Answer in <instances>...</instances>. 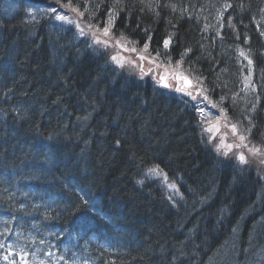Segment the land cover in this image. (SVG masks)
<instances>
[{
  "label": "trees",
  "instance_id": "16d2710c",
  "mask_svg": "<svg viewBox=\"0 0 264 264\" xmlns=\"http://www.w3.org/2000/svg\"><path fill=\"white\" fill-rule=\"evenodd\" d=\"M14 1L0 0V103L6 102L0 117L8 114L15 120L14 127L0 131V264H22L21 256L27 264H252L246 258L239 261V246L260 262L255 264H264V182L253 170L217 159L205 145L197 114L184 104H169L167 93L151 83L146 82L147 92L139 83L138 90L132 91L133 83L107 57L97 55L100 47L90 40L74 38V33L51 20L23 24L19 18L28 10L45 12L37 7L39 0L16 1L20 9ZM229 1L228 8L220 0H120L115 8V0H73V4L87 5L79 8L85 13L80 19L88 24L90 16L95 24L114 11L123 19L122 32L140 48L152 37V55L156 48L162 49L163 37L171 36L169 53L176 56L190 48L186 74L202 78L210 99L225 109L230 124L264 140V0ZM232 6L248 20L239 18ZM38 30L43 38L37 36ZM178 42L185 45L173 46ZM240 47L251 65L243 56L233 55L231 50ZM87 58L92 71L85 66ZM117 83L124 84L125 90L117 89ZM144 94L149 102L142 110L139 98ZM99 115L104 121H98ZM105 122L117 128L115 149L114 142L101 143L103 137H111L103 128ZM20 124L24 125L18 128ZM35 135L44 141L33 151ZM54 139L58 143H52L51 149ZM60 147L79 158L75 164L80 170L63 171L60 177L35 176L32 171L39 162L49 166L57 159V149L68 154ZM90 151L91 160H82ZM147 151L152 157L144 156ZM188 161L191 172L181 170ZM130 163L139 167L131 181ZM84 164L92 168L95 186L79 179ZM152 168L158 169L157 174L149 172ZM192 173L199 175L197 181L190 177ZM151 182L152 186L140 188L141 183ZM167 183L176 186L183 207L163 195L168 193ZM245 188L252 191V201L245 200ZM103 190L110 197H103ZM89 193L96 197L92 204ZM152 199L162 202L171 220L162 223L157 213L148 215ZM102 201L113 204L112 221ZM72 206L83 217L88 210L82 225L68 220L67 208ZM126 216L130 221L120 237L130 253L125 247L116 250L117 243L111 239L115 236L103 233V228L110 230L113 221ZM177 233L183 240L170 241ZM6 255L8 260L3 258Z\"/></svg>",
  "mask_w": 264,
  "mask_h": 264
},
{
  "label": "bare ground",
  "instance_id": "6f19581e",
  "mask_svg": "<svg viewBox=\"0 0 264 264\" xmlns=\"http://www.w3.org/2000/svg\"><path fill=\"white\" fill-rule=\"evenodd\" d=\"M16 1H19L20 3H21V0H16ZM16 1H14L13 3H14V5L18 8V9H20V6H18V5H16L15 4V2ZM225 6L226 5H228V4H231V2L229 1V0H220ZM52 2L56 5V9H57V12L56 13H53V14H55V15H57V14H61V15H66L67 13H68V10L67 9H63V8H61L60 7V5L59 4H57L56 3V0H52ZM61 2L62 3H67V0H61ZM37 7L39 8V9H41V10H45V9H48L49 7H50V4L48 3V2H46V1H43V0H39V2L37 3ZM78 7H82L83 9H84V6H78ZM233 7V6H232ZM233 10L235 11V13L239 16V18H241V19H244V20H248V18L246 17V15H245V13L243 12V11H241V10H239V9H234V7H233ZM113 13V12H112ZM112 13H110V14H108L107 16H105V17H101L102 19L100 20V22H102V21H105L107 18H108V16L109 15H112ZM115 15H116V13H115ZM19 20H21V22L23 23V24H27L28 23V21H32V22H37L38 20H39V14L37 13V11H33V10H28L26 13H25V16L23 17V18H19ZM83 20V19H82ZM81 20V24L80 25H82V26H85V27H87V24H88V22L86 23L85 22V20H83L82 21ZM118 20V21H117ZM116 21H117V23H116ZM123 21V19H121V18H119V15H116V19H115V27H114V32H115V34H116V36L118 37L119 35H120V33L122 32V26H121V22ZM206 23V22H205ZM42 26H45L46 27V29L47 30H49V29H51V26L50 25H47V24H45V25H42ZM101 26H103V24L101 23L100 24V27ZM135 27V26H134ZM134 27H132V26H130V30H135L134 29ZM186 27L187 28H189L190 26H189V24L188 23H186ZM63 29H65V30H67L66 32L68 33H74L75 34V36H73L74 38H78V34L76 33V31H75V29H73L72 27H63ZM77 29V28H76ZM147 30H149V32L151 31L150 30V28H147ZM203 32L204 33H209V32H207V27H204L203 28ZM253 32L255 33V35H256V33H257V28L256 27H254V30H253ZM143 33H144V31H143ZM37 36H39L40 38H43L45 35H44V33L43 32H41V30H38L37 31ZM155 35L157 36V37H160V35H161V33L160 32H156L155 33ZM164 38H166V37H163V38H161V40H162V42H163V39ZM189 38V37H188ZM224 38V37H223ZM129 40H131V41H135L134 40V38L132 37V38H128ZM162 42L160 43V46H162ZM185 44H182V43H179L178 42V44H174L173 46H175L176 48H179V47H182V46H184ZM132 45H129V47H131ZM172 46V45H171ZM136 47L138 48V49H141L140 48V46L137 44L136 45ZM171 48V47H170ZM94 49V48H93ZM89 50H91V48H89ZM170 50V49H169ZM168 50V51H169ZM96 52H97V55H101L102 57H106L105 55H107V56H109L110 55V53L109 52H106V50L104 49V50H95ZM232 51V53H233V55H235V58L237 59V58H239V56H241L240 55V52L241 51H243V48L242 47H240V48H233V50H231ZM169 57H171V58H173V59H175V61H177V60H180L181 59V55H175V52H170L169 53ZM198 59L199 58H197L196 56H194L193 57V60L195 61L196 60V62L198 61ZM185 60H186V56H184V62H185ZM184 62H183V64H182V68L184 69V70H187L186 69V67H185V65H184ZM91 63V59L90 58H87L86 60H85V66L88 68V69H90L91 71H92V68L91 67H89L90 64ZM89 65V66H88ZM173 65H175V62H173ZM244 65L243 64H240V66L239 67H243ZM120 73H122L123 74V76H125L127 79H129V81L131 82V83H133V84H131V87H132V91H137L138 89H137V83H139L141 86H142V88H143V90L145 91V92H147V90L145 89V87H146V81H147V79H145V80H137V79H134L133 78V76L131 75V74H124L123 72H120ZM262 76H263V78H264V73L262 74ZM70 82L72 83V78L70 79ZM124 85V84H123ZM123 85H122V83L120 84V83H117V86H116V88L117 89H120L121 88V90H125L124 89V87H123ZM203 87H205V84H203ZM112 90V89H111ZM16 95H18V93L16 94ZM145 95H148V94H144V95H142V96H140V98H139V106H140V109H144L145 110V108H146V106H147V103L146 102H149V100H147V98H146V96ZM108 96L109 97H112V96H114L113 95V93H110V94H108ZM168 99V103L169 104H171L172 105V102L174 103V104H184V105H186V106H188L192 111H193V113H195V114H197L195 111H194V109L191 107V101L188 103V104H185L184 103V101L186 100V99H188L187 97H183L182 96V94H180V93H176L175 91H173V92H170V93H168L167 94V96H166ZM39 101V100H38ZM43 102V101H42ZM40 103L41 105H44V103ZM156 102H157V100H156ZM34 104H36V102H33ZM6 105V102L5 101H2L1 103H0V110H1V107L2 106H5ZM107 107V106H106ZM103 111H105V109L104 110H102V112H101V114L103 113ZM128 112H129V114L128 115H130L132 112L131 111H129L128 110ZM155 114L156 115H158V116H162V114H161V112H159V111H155ZM198 115V114H197ZM130 117H132V116H130ZM98 121H104V120H102V119H100L101 118V115H99L98 117ZM15 120L13 119V118H11V116L10 115H8V114H3V115H1V117H0V131H1V129H3V127H14V124H15V122H14ZM97 121V120H96ZM24 124H20L19 126H18V128L19 127H22ZM103 128L106 130V132H107V134H110L111 135V137L110 138H108V137H103L102 139L103 140H101V143L102 142H106L107 144L109 143V144H112L113 142H114V149H115V147H117V146H119V144H117V142L115 141L116 139H114V137L115 136H117L116 135V133H115V131H116V129L117 128H115L113 125H111L110 124V126L105 122V124L103 125ZM6 135H7V133H5ZM40 134V133H39ZM125 135V134H124ZM126 136V135H125ZM125 136H122L121 138H124V140H126V138H125ZM66 140V139H65ZM44 140L40 137V136H38V135H35V137H34V141L32 142V150L33 151H35L36 150V148L39 146V147H41L43 144H41L42 142H43ZM66 142H68V144L71 146V147H73L72 146V143L69 141V140H66ZM57 144L58 143V140L57 139H54V140H52L51 141V149H53V144ZM93 145H95V143H93ZM109 146V145H108ZM48 148H49V146H48ZM58 148H59V146H58ZM60 148H62V147H60ZM78 150H79V147H76ZM62 149H64V150H67V149H65V148H62ZM93 149V148H92ZM91 149V150H92ZM68 150H69V148H68ZM67 150V151H68ZM190 152H191V155H192V153H193V150H192V148L190 149ZM92 151H90V152H88V153H86V154H82L83 156H82V160H86L87 162L88 161H90L91 160V158L90 157H92ZM56 156H57V159L56 160H53V161H51L52 163H54L53 165H52V163H50V165L48 166L47 164H45V163H43V161H41V162H39L41 159H38V162H39V165H38V168H37V170H35L34 169V165H35V163H33V164H31L30 165V168L31 169H34L32 172L34 173V175L35 176H39V177H41V176H46L47 177V175L49 174V173H51V174H53V175H56V176H59V175H61V176H63L64 175V173H63V171H68V170H76V167H78L79 168V166L77 165V164H75L76 162H78V159L79 158H77V157H74L73 156V153L71 152V150H69L68 151V154L65 152V151H60V149L58 150L57 149V152H56ZM146 158H150V157H152V154H151V152H146L145 153V155H144ZM156 160H157V158H155ZM35 160V159H34ZM37 162V163H38ZM2 163H0V165H1ZM36 167H37V165H36ZM84 168H82L83 169V171L84 172H82L81 171V176H80V178L79 179H84V178H86L87 179V181H88V183L89 184H91V186H95L93 183H92V178H91V174L93 175V171H92V168L91 167H89V169H88V167H87V164H84V166H83ZM138 166H137V164H135V165H132L131 163H130V165H129V170L131 171L130 172V174H129V181H131V180H133L134 178H136V176H137V174H138ZM180 168V167H179ZM79 170H80V168H79ZM181 170H184V171H188V172H191L193 169H192V164H191V161L189 162H186L185 164H183V165H181ZM91 173V174H90ZM145 174V171H142V175H144ZM146 177L147 176H149V180H151V175L146 171ZM198 174H196V173H192V175H190V177L192 178V180L193 181H197L198 180ZM17 178H19V176L17 175L16 176ZM60 177V176H59ZM4 183V184H3ZM2 183V186H3V188H4V190H6L7 189V187H8V185L5 183V182H3ZM153 184H152V182H151V184H148V183H145V184H142L141 183V186H140V188H144V187H148V186H152ZM198 185V183H195L194 184V186H197ZM143 186V187H142ZM246 187H248V186H246ZM103 197L104 196H108V197H110L109 196V193H107V190H103V192L101 191V193H100ZM243 196H244V198H245V200L247 199V200H249V201H252L253 200V198H252V191L250 190V189H248V188H245L244 190H243ZM60 195H62V196H64L63 195V193H60ZM89 195H90V197H91V193H89ZM143 195H145L144 193H143ZM187 195H189V197L191 196L190 194H187ZM101 196V197H102ZM107 199V198H106ZM95 200H96V197H91L90 198V204H92V203H94L95 202ZM243 200L244 199H242L241 201H240V204L239 205H242V202H243ZM264 200V199H263ZM104 202L102 201V206H103V210L105 211V213H106V215L107 216H109L110 218H111V221H112V219H113V215H115V209H114V207H113V204H110V202L109 201H105V203L103 204ZM72 208V209H71ZM71 208H67L68 210V220L69 221H71V222H76V223H78V224H83L84 222H85V220H84V218H87V214L89 213L88 212V210H85V215H84V217H83V215H82V212H81V210L80 209H78L77 207H74V206H72ZM146 211H147V213H148V215L151 217L152 215H154V213H157L159 216H157V220L159 221V222H164V220H171V218H172V214L168 211V210H166V208H165V206L162 204V202L161 201H159V200H153L152 199V202H150V203H148V207H147V209H146ZM154 212V213H153ZM129 221H130V219H129V217L128 216H126V217H121V218H119L118 220L116 219L115 221H113V225H112V228L110 229V230H107V229H105V228H103V233L105 234V236L106 237H113V236H115L114 238H111V239H113V240H115L116 242L115 243H117V244H115L114 245V247H116V250H120L122 247H125L128 251H129V253L131 252V249L130 248H128V246L126 245V242H124V237H120V236H122V233H124V232H126L127 230V226H128V224H129ZM63 228H67L66 226H62ZM71 227V226H70ZM100 228H102V226H100V227H98V229H100ZM172 235H174V234H172ZM110 239V238H109ZM180 239L181 240H183L182 238H181V235H179L178 233L177 234H175L174 235V237H172L171 239H169L170 241H172V242H181L180 241ZM168 243V242H167ZM160 245H163V244H160ZM164 245H165V243H164ZM126 250V251H127ZM165 251V250H164ZM238 254H239V256L241 257V258H246V259H248V260H250L251 261V263L252 264H255V263H260L258 260H256V262H254L255 260L254 259H252V257L250 256V254L249 253H247L244 249H243V246H239V248H238ZM154 255V254H153ZM152 255V256H153ZM150 256H151V253H150ZM247 257H250L251 259H249V258H247ZM229 260L228 259H225L224 260V262L225 263H227ZM197 264H204V262H201V261H199Z\"/></svg>",
  "mask_w": 264,
  "mask_h": 264
},
{
  "label": "snow or ice",
  "instance_id": "6c2138e0",
  "mask_svg": "<svg viewBox=\"0 0 264 264\" xmlns=\"http://www.w3.org/2000/svg\"><path fill=\"white\" fill-rule=\"evenodd\" d=\"M56 3L60 5L62 8H66L67 10L76 13L77 17H83L85 15L84 12L80 11V8L73 4V0H67V3H62L61 0H56ZM120 3V0H115L113 8L117 7ZM87 7V5H84ZM99 7V5H97ZM226 8L231 7L230 4L225 6ZM50 11L52 13H56V8H51ZM264 11V10H262ZM55 19L58 21H66L68 23H72L71 20L68 19L67 15L57 14ZM93 17H89V24L88 28L91 30V37H92V44L102 46L105 50L109 48H115L116 51L112 54L109 59L116 64L119 68H126L130 67L131 69L139 68L140 71V78L143 79L144 76L149 74H154V78L156 79L157 84L160 87L165 89H170L175 91L176 93L182 94L183 97H187L184 101L185 104H188L190 101L191 107L194 111L200 116L204 117V109L198 106V100L208 102L211 107L216 108L218 105L217 103L212 102L210 97L206 94L209 90L203 87V81L200 76H191L190 74H186V70L182 68V64L184 62V56H186L192 50L190 48L185 49L184 53H181V59L175 61V65H173L172 60L169 58V49L172 45L171 36L166 37L163 39L162 42V49L156 48L154 50L155 55H152L149 52L150 42L152 37L149 36L148 40L144 43L142 49H138L136 47L137 41L129 40L123 32L117 37L114 32L115 27V19L116 15L113 11L112 15H109L105 21L96 22L95 24L91 23ZM103 24V27H100V24ZM79 29V34L85 38L89 36L88 32H85L84 28H81L79 24L76 25ZM207 27V26H206ZM219 35V32L217 33ZM261 35H264V32H261ZM245 43H247V38H245ZM129 45H132L129 47ZM123 52H128L135 54V59L130 57H124L122 55ZM240 55L243 56L245 59L248 57L245 55L243 51L240 52ZM161 57H164V60L161 61ZM147 61L149 65H154L155 69H163V71H155L153 68H149L148 71H145L144 62ZM139 62V63H138ZM253 61L248 59V64L251 65ZM245 80L247 81L248 78L246 77ZM247 86V85H246ZM226 87V85H225ZM223 99V97H221ZM221 115L224 116V119L227 120V115L225 114V109H220ZM202 123H208L209 126L204 129V131L209 133H217L220 130L219 121L217 123H211L206 119L201 120ZM225 127H230L231 133L235 136L238 135V126L237 124H225ZM250 131V129H249ZM240 141L243 142L247 139L244 135H239ZM119 144V141H117ZM244 147H247V144H243ZM221 147L227 148L228 151H225L223 154L227 156L229 152L232 150L233 145H224L223 139H221V144L217 145V151L220 150ZM236 147H240V145H236ZM249 154L252 156H264V151L259 148H250ZM236 158L240 161V163H248L246 156L243 153L235 154ZM260 164H264V159L259 161ZM158 169L152 168L149 169L150 173H156ZM171 188L175 189V185H170ZM50 254V253H49ZM27 255V254H25ZM5 260H8V256L3 257ZM22 264H27V261L24 260V257L21 256ZM40 264H44L43 261H40Z\"/></svg>",
  "mask_w": 264,
  "mask_h": 264
},
{
  "label": "rangeland",
  "instance_id": "374dc122",
  "mask_svg": "<svg viewBox=\"0 0 264 264\" xmlns=\"http://www.w3.org/2000/svg\"><path fill=\"white\" fill-rule=\"evenodd\" d=\"M66 9V8H64ZM68 19L72 21V23H68L66 21H57L56 23H64L65 27H72L73 29H75L76 33L78 34V39H85L87 42L88 40H90V44L92 43V37H91V30L85 26L80 25L81 24V20L80 17H77L76 13H73L71 11H68V13L66 14ZM47 16L50 18V14L47 13ZM79 24L81 28H84L85 32L89 33V36L87 38L81 36L79 34V29L76 27V25ZM103 27V26H101ZM77 28V29H76ZM93 45V44H92ZM95 47L99 48V50H104V48L102 46L99 45H94ZM142 49V48H141ZM116 51H118L115 48H109L106 50V52H109L110 55L107 56L108 61L110 62L109 64H111L114 68H116L119 72H123L124 74H131L133 76L134 79L137 80H145L147 79L146 82H150L151 84L155 85L156 88H159V85L156 82V79L154 78V74H149L143 77V79L140 78V71L139 68L136 69H131L130 67H126V68H119L116 66V64H114L109 57L114 54ZM122 55L124 57H130L132 59H135V54L132 53H128V52H123ZM139 63V62H138ZM144 67H145V71H148L149 68H153L154 72L155 71H163V69H155L154 65H149L147 63V61L144 62ZM151 80V81H148ZM246 83V81H245ZM216 103V102H214ZM217 105H219L217 103ZM198 106L200 108L204 109V117H200L199 115V120H200V132L202 134V137L204 139L205 145L206 147L214 154V156L217 159H221L225 162H230L233 163L234 166L239 167L240 169L246 167L250 170H253V172L262 180L264 181V164H260L259 161L261 159H264V156H252L249 154V149L250 148H259L262 151H264V140H261L259 138V134L256 133V135H252V136H248V133H245L243 131L240 130V128L238 127V135H233L231 133L230 127H225V124H229L231 125L227 120L224 119V116L221 115L220 112V106H217L216 108L211 107V105L207 102V103H203L200 100H198ZM202 119H206L207 121L211 122V123H217V120L219 121V126H220V130L217 133H209L204 131L205 128H207L209 126L208 123H202L201 120ZM254 132H252L251 134H253ZM239 135H244L245 137H247V139L243 142V144H247V147H244L242 142L239 139ZM255 136H257L259 144L255 145ZM221 139H223V144L224 145H233L232 150L229 152V154L227 156H225L223 153L225 151H228L227 148L221 147L219 151H217V145L221 144ZM236 145H240V147H236ZM239 153H243L247 160L248 163H240V161L236 158L235 154H239ZM157 174V172L155 173ZM168 184V183H167ZM171 184H168V193H163V195L166 198L169 199H173V203L176 205L177 207L181 208L184 206L185 201L183 199H180L181 197L179 196V191H177L176 187L175 189L170 187ZM172 195V197L170 196Z\"/></svg>",
  "mask_w": 264,
  "mask_h": 264
}]
</instances>
